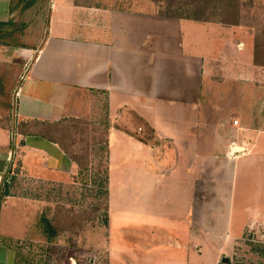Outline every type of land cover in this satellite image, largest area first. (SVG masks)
<instances>
[{"label":"crops","instance_id":"0c3cea01","mask_svg":"<svg viewBox=\"0 0 264 264\" xmlns=\"http://www.w3.org/2000/svg\"><path fill=\"white\" fill-rule=\"evenodd\" d=\"M97 2L0 0V264H32L25 250L14 246L23 235L5 232V211L25 202L10 194L11 187L23 179L35 190H55L50 197L67 187L72 191L77 165L59 145L62 136L54 125L100 116L105 117L108 132L112 263L196 264L199 254L200 264L201 247L193 240L197 234L189 228L188 212L181 222L176 218L163 228L143 220L135 227L148 231L134 234L121 225L113 230L112 210L113 206L123 210L127 202L131 210L148 204L153 195L145 199L143 193L159 182L161 191L173 189L168 182L185 189L190 202L194 193L200 194L193 192L199 157H210L235 171L239 161L264 153V132L259 124L248 126L246 109L241 114L245 121L237 129L231 125V115L214 126L207 107L201 115L202 103L207 106L213 92L225 90L226 95L228 84L250 87L264 79L263 68L253 64V39L247 32L244 42L233 40L241 25L226 28L215 22L102 8ZM57 16L65 21L54 25ZM69 17L80 21L81 35L73 34ZM251 98L253 106L257 101ZM242 99L249 100L250 95L245 92ZM168 114L179 117L176 128L169 125ZM201 117L204 135L213 127L212 135L205 137L214 141L212 150L208 145L204 154L199 149ZM234 149L242 150L232 153ZM236 152L241 154L237 157ZM15 156L19 172L11 168ZM13 213L20 215L16 209ZM45 236L48 244L58 242L56 233Z\"/></svg>","mask_w":264,"mask_h":264},{"label":"rangeland","instance_id":"374dc122","mask_svg":"<svg viewBox=\"0 0 264 264\" xmlns=\"http://www.w3.org/2000/svg\"><path fill=\"white\" fill-rule=\"evenodd\" d=\"M97 1L96 5L102 8L121 7L124 10L130 9L132 12L150 13L152 16H156L165 9V3L156 5L151 0ZM242 1L244 5L238 25L243 28L240 32H236V35L234 32L233 40L244 42L248 36L247 32L264 29V0ZM60 21L65 20L59 19L58 16L55 17L54 25H59ZM67 22L73 25L75 36L81 35L80 31L84 29L80 28L78 19L69 17ZM234 49L237 51L236 47ZM217 50L218 48L211 57L216 55ZM242 54L244 55V52ZM262 70L264 74V68ZM228 86L230 88L226 95L223 94L225 90L210 94L208 105L205 106L202 103L201 115L203 116V111L207 107L214 120L212 126L222 117L231 115V125L237 122V125H234L235 129L241 128L242 122L247 118L249 127L259 124L264 132V79L261 83L250 84V87L242 83L228 84ZM245 92L250 95L249 100L242 99ZM251 97H255L257 101L253 106L254 98ZM245 109L244 119L241 114L245 112ZM168 115L169 125L176 128L179 117ZM202 119L201 117L199 149L204 154L208 145L209 151L212 150L214 141H206L205 137L212 135L213 127L207 129L204 135ZM104 120L103 116L79 120L80 126H83V123L90 126L84 134L88 139L84 137L86 143L90 147L97 143L93 148L95 154L87 159H95L100 166L98 169L91 168L88 171H81L77 167L72 191L67 187L66 190H61L62 194L50 197L55 190H35L34 184L23 179L17 180L15 187H11L10 194L25 198V202H22L21 208L13 207L5 211L3 215L7 228L5 232L23 235L14 241L16 243L14 246L17 251L25 250L23 254L26 253L25 257L31 258L32 264H37V262L40 264H113L109 256L108 209L105 210L106 205L108 207V195H105V188L108 187L105 182L107 160L104 145L107 138L105 137L107 125L104 124ZM136 123L143 126L139 121ZM66 125L74 126L72 123ZM93 128L99 131L95 136H93ZM138 132L140 133L141 130L138 129ZM91 137H94L95 142L91 141ZM235 154L238 157L241 153L236 152ZM258 155L254 154L251 158L239 161L235 166V171L234 168L224 169L225 167L210 157H199L194 164L193 192H200V194L195 195L194 193L192 201L188 202L190 200L187 196L188 191L179 190L173 183H170V186L168 180L166 181L168 182L167 187H173V189L158 190L161 187V182H159L157 186L153 185V190L151 189L148 194L143 193L145 199L147 195H153L148 204H140L138 209L134 210H131L129 202L124 203L123 210H115L113 206L111 220L113 230L121 225L131 229L132 233L139 234L141 231L147 232L149 228H137L136 223L140 226L143 220H148L150 221L148 224L163 228L164 224L168 221L173 223L176 218V222H181L183 214L185 216L188 212L189 228L197 234V237L192 236L193 240L201 247L200 264H220L221 257L228 259L227 264H264V153ZM11 160L12 171L19 172L21 166L18 157L15 156ZM125 197L129 199L131 196L127 194ZM41 199L44 201L39 203ZM2 202L1 198L0 209ZM13 209L19 210L20 215L13 213ZM48 209L52 211L49 212ZM56 215L66 217V219L55 222ZM40 217L55 223L58 242L48 244L47 237L38 228ZM192 253L191 250L190 256ZM197 255L199 254L195 255L196 264L199 263ZM36 257L39 260H35Z\"/></svg>","mask_w":264,"mask_h":264},{"label":"trees","instance_id":"16d2710c","mask_svg":"<svg viewBox=\"0 0 264 264\" xmlns=\"http://www.w3.org/2000/svg\"><path fill=\"white\" fill-rule=\"evenodd\" d=\"M151 2L156 5L165 3L164 11L157 14L159 17L194 20L197 22H215L226 28L238 26L241 10L244 5L242 0H151ZM249 32L253 39V64L257 67L264 68V29H257ZM69 123L74 124V126L60 123L54 125L60 135L63 136L62 142H60L59 145L81 171H88L91 168L93 170L98 169V166L100 165L95 159H87L93 157L92 155L95 154L93 148L97 144L95 143L90 147V145L86 143V140L88 139L87 135L84 134L87 133V129L90 126H88L87 123H83V126H80L81 124H78L80 123L79 120L69 121ZM96 133L97 130L94 129L93 136H95ZM105 135L107 137V131L105 132ZM84 137H86V140ZM90 139L91 141H94V137H91ZM104 146L105 158L107 160V138ZM107 180L106 167V183ZM105 195H108L106 188ZM107 209L108 207L106 205L105 210L107 211ZM64 218L66 219V217ZM64 218L56 215L54 221L57 222ZM42 222L44 224V227L42 228L43 232L48 236L54 235L56 232V227H54L55 223H48L44 220H42Z\"/></svg>","mask_w":264,"mask_h":264},{"label":"water","instance_id":"95a60500","mask_svg":"<svg viewBox=\"0 0 264 264\" xmlns=\"http://www.w3.org/2000/svg\"><path fill=\"white\" fill-rule=\"evenodd\" d=\"M237 150H242V149H234V151H232V153H234L235 151ZM220 264H227L228 263V259H226L225 257H221L220 258V261H219Z\"/></svg>","mask_w":264,"mask_h":264},{"label":"built area","instance_id":"2783aa9c","mask_svg":"<svg viewBox=\"0 0 264 264\" xmlns=\"http://www.w3.org/2000/svg\"><path fill=\"white\" fill-rule=\"evenodd\" d=\"M19 97V90L15 93V99ZM233 125H237V122H234Z\"/></svg>","mask_w":264,"mask_h":264}]
</instances>
